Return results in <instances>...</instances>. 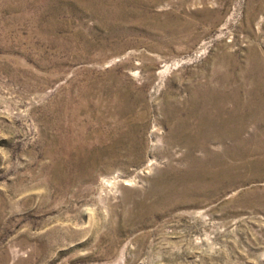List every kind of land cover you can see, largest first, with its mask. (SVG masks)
<instances>
[{
  "label": "rangeland",
  "instance_id": "1",
  "mask_svg": "<svg viewBox=\"0 0 264 264\" xmlns=\"http://www.w3.org/2000/svg\"><path fill=\"white\" fill-rule=\"evenodd\" d=\"M0 264H264V0H0Z\"/></svg>",
  "mask_w": 264,
  "mask_h": 264
}]
</instances>
